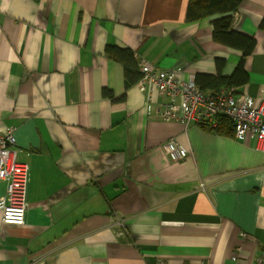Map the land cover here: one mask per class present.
<instances>
[{"label":"crops","instance_id":"0c3cea01","mask_svg":"<svg viewBox=\"0 0 264 264\" xmlns=\"http://www.w3.org/2000/svg\"><path fill=\"white\" fill-rule=\"evenodd\" d=\"M188 3L0 0V133L16 127L30 165L24 223L0 213V264H231L234 253L250 264L264 249L257 139L161 119L170 96L126 86L106 52L131 49L205 86L225 76L263 100L264 0L195 22ZM172 138L183 160L165 152Z\"/></svg>","mask_w":264,"mask_h":264},{"label":"built area","instance_id":"2783aa9c","mask_svg":"<svg viewBox=\"0 0 264 264\" xmlns=\"http://www.w3.org/2000/svg\"><path fill=\"white\" fill-rule=\"evenodd\" d=\"M134 55L141 72L137 82L143 90L149 91V101H152L156 91L170 96L157 109L161 119L217 128L222 118H227L232 122L237 140L255 137L258 148L264 152V99L239 92L235 85L217 90L203 89L194 76L184 78L172 68H157L138 54ZM15 130L16 127L8 126L0 133V213L3 222L22 224L28 208L30 165L18 157ZM164 148L173 161L183 160L188 155L186 148L174 138L169 139ZM4 181L6 189L2 193ZM118 224L123 223L119 221ZM243 235L246 236V233ZM230 262L237 264L239 254H232ZM250 264H264V249Z\"/></svg>","mask_w":264,"mask_h":264},{"label":"trees","instance_id":"16d2710c","mask_svg":"<svg viewBox=\"0 0 264 264\" xmlns=\"http://www.w3.org/2000/svg\"><path fill=\"white\" fill-rule=\"evenodd\" d=\"M242 1L243 0H189L186 12V20L188 22H195L215 13H225L236 10ZM213 23L215 26L213 33L214 38L217 40H223L224 35L228 34L227 30L231 24L230 16H223L215 20ZM230 43L233 45L232 41H230ZM106 52L114 60L124 64L126 86H129L139 80L141 77V72L138 68V61L131 49L121 48L115 45H107ZM217 78L218 79L214 80L212 83L209 82L206 86L204 82L200 83V77L196 76L195 80L203 89L211 90H217L216 88L219 87L221 88L222 86L217 87L221 83L224 86H229L234 83V81L228 79L225 76H217ZM203 80L207 79L204 77ZM230 122L231 121L229 119L222 118L219 127L215 129H219L221 132L226 129H230L233 127L232 122Z\"/></svg>","mask_w":264,"mask_h":264},{"label":"rangeland","instance_id":"374dc122","mask_svg":"<svg viewBox=\"0 0 264 264\" xmlns=\"http://www.w3.org/2000/svg\"><path fill=\"white\" fill-rule=\"evenodd\" d=\"M29 179H30V175H29ZM28 184H29V181H28Z\"/></svg>","mask_w":264,"mask_h":264}]
</instances>
